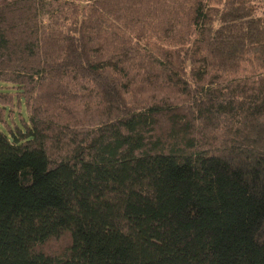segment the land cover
Instances as JSON below:
<instances>
[{
    "label": "trees",
    "instance_id": "16d2710c",
    "mask_svg": "<svg viewBox=\"0 0 264 264\" xmlns=\"http://www.w3.org/2000/svg\"><path fill=\"white\" fill-rule=\"evenodd\" d=\"M0 264H264V0H0Z\"/></svg>",
    "mask_w": 264,
    "mask_h": 264
},
{
    "label": "rangeland",
    "instance_id": "374dc122",
    "mask_svg": "<svg viewBox=\"0 0 264 264\" xmlns=\"http://www.w3.org/2000/svg\"><path fill=\"white\" fill-rule=\"evenodd\" d=\"M19 114H21V117H23V118H25V119H27V112H26V110H25V108L24 107H22L21 108V110L18 112V111H16V113H15V116H14V119L17 121V124L18 125H20V117H19ZM7 119H9L10 120V118L8 117ZM11 121V120H10ZM3 129V128H2ZM65 240H64V244H65ZM63 243V242H62ZM63 244V245H64Z\"/></svg>",
    "mask_w": 264,
    "mask_h": 264
}]
</instances>
